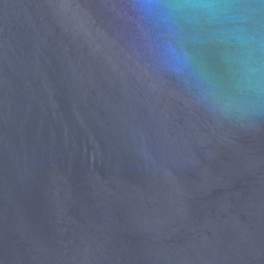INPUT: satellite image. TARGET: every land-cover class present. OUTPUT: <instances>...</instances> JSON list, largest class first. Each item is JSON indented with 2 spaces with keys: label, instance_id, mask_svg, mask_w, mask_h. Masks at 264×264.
<instances>
[{
  "label": "water",
  "instance_id": "1",
  "mask_svg": "<svg viewBox=\"0 0 264 264\" xmlns=\"http://www.w3.org/2000/svg\"><path fill=\"white\" fill-rule=\"evenodd\" d=\"M0 0V264H264V0Z\"/></svg>",
  "mask_w": 264,
  "mask_h": 264
},
{
  "label": "clouds",
  "instance_id": "2",
  "mask_svg": "<svg viewBox=\"0 0 264 264\" xmlns=\"http://www.w3.org/2000/svg\"><path fill=\"white\" fill-rule=\"evenodd\" d=\"M194 7L200 8L214 16H234L244 10L239 0H197Z\"/></svg>",
  "mask_w": 264,
  "mask_h": 264
}]
</instances>
